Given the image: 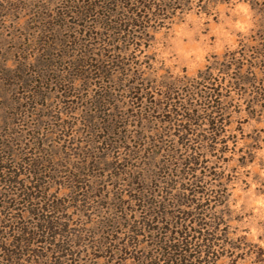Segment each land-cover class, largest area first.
Segmentation results:
<instances>
[{"label": "rangeland", "instance_id": "1", "mask_svg": "<svg viewBox=\"0 0 264 264\" xmlns=\"http://www.w3.org/2000/svg\"><path fill=\"white\" fill-rule=\"evenodd\" d=\"M262 173L264 0H0V264H264Z\"/></svg>", "mask_w": 264, "mask_h": 264}, {"label": "trees", "instance_id": "2", "mask_svg": "<svg viewBox=\"0 0 264 264\" xmlns=\"http://www.w3.org/2000/svg\"><path fill=\"white\" fill-rule=\"evenodd\" d=\"M143 7H144V4H143ZM48 228V227H47ZM201 229H203V228H201ZM200 229V230H201ZM48 230H49V228H48ZM205 230H207V229H205ZM198 234H200V232H198ZM186 235V231H181L180 233H179V238L177 239V248L181 251H185L186 252V249H184V247L186 246V245H188L189 247H190V249L189 250H195V244L190 240L189 241V243H186L185 242V236ZM209 235L210 234H208V233H205V231H204V233L203 234H201V243L199 244V249H200V254L203 256V257H208L209 256V253H208V251H207V248H209V244H212V241H213V239L212 238H210L209 237ZM167 242H165V244H166ZM168 248L171 250V248H172V246H168ZM195 258L196 257H194L192 260L194 261L195 260ZM175 260H176V264H187L188 263V261H189V259H184L183 257H182V254L179 252L177 255H176V257H175Z\"/></svg>", "mask_w": 264, "mask_h": 264}, {"label": "clouds", "instance_id": "3", "mask_svg": "<svg viewBox=\"0 0 264 264\" xmlns=\"http://www.w3.org/2000/svg\"><path fill=\"white\" fill-rule=\"evenodd\" d=\"M237 13H244L245 15H247V8L244 5H239L237 8ZM238 27H240L241 29H244L246 27L245 24L241 23L237 25ZM264 174V173H262ZM262 206H264V201L261 202ZM253 236H255V232H253ZM262 246H264V243H262Z\"/></svg>", "mask_w": 264, "mask_h": 264}]
</instances>
